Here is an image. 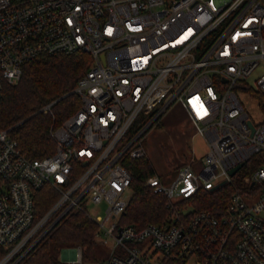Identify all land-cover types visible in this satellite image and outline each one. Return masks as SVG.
<instances>
[{
  "label": "built area",
  "instance_id": "obj_1",
  "mask_svg": "<svg viewBox=\"0 0 264 264\" xmlns=\"http://www.w3.org/2000/svg\"><path fill=\"white\" fill-rule=\"evenodd\" d=\"M79 50L92 61L73 88L78 109L52 129L54 151L29 157L0 130V264H16L88 202L105 203L102 214L86 211L107 251L100 264H264V112L256 97L263 117L253 121L239 97L264 93V0H0V89L39 55ZM174 102L206 142L198 170L191 157L168 182L146 178L170 209L163 224L119 225L131 194L124 162L145 154L144 132ZM257 153L242 180L258 190H233L223 207L185 219L174 207L232 182ZM44 184L59 196L36 216L33 191ZM72 248L67 261L87 264Z\"/></svg>",
  "mask_w": 264,
  "mask_h": 264
},
{
  "label": "trees",
  "instance_id": "obj_2",
  "mask_svg": "<svg viewBox=\"0 0 264 264\" xmlns=\"http://www.w3.org/2000/svg\"><path fill=\"white\" fill-rule=\"evenodd\" d=\"M92 59L84 51L39 55L22 66L19 80L10 84L2 82L0 89V130H7L16 140L21 151L34 158L49 155L54 151L52 129L75 112L80 99L73 91L77 79L88 69ZM259 105L264 112V93L256 92ZM50 104L49 110L43 107ZM143 145L144 142L142 141ZM259 154L247 160L233 176L232 182L216 188L200 187L193 195L174 204L180 208L185 219L194 211L221 208L231 191L247 188L258 190V185L244 183L243 175L259 164ZM132 174L131 194L128 203L118 219L119 225H133L140 228L148 223L163 224L170 213L166 199L145 184L147 177L155 170L145 155L126 159L124 162ZM58 191L50 184L33 191V209L36 216L45 213L58 198ZM57 213L49 218V223ZM98 227L85 210L70 209L31 247L16 264H61L60 251L63 248L80 246L85 263H101L107 251L95 240ZM4 249L0 246V256ZM171 264V261H168Z\"/></svg>",
  "mask_w": 264,
  "mask_h": 264
},
{
  "label": "rangeland",
  "instance_id": "obj_3",
  "mask_svg": "<svg viewBox=\"0 0 264 264\" xmlns=\"http://www.w3.org/2000/svg\"><path fill=\"white\" fill-rule=\"evenodd\" d=\"M239 97L252 120L255 122L261 120L263 116L257 106L256 96L253 93L247 94L241 91ZM142 141L144 155L149 158L155 170L154 174H157L164 182L170 181L178 167L188 163L191 157H195L196 160L191 164L192 168L198 170L196 167L199 166L200 159L206 151L204 138L196 131L192 121L178 102L170 104L158 120L147 128ZM85 207L90 216H95L103 213L105 203L88 202ZM261 215L264 216V209ZM72 255V247L62 249L59 254L61 264H72L66 260Z\"/></svg>",
  "mask_w": 264,
  "mask_h": 264
},
{
  "label": "water",
  "instance_id": "obj_4",
  "mask_svg": "<svg viewBox=\"0 0 264 264\" xmlns=\"http://www.w3.org/2000/svg\"><path fill=\"white\" fill-rule=\"evenodd\" d=\"M250 125H251V127H253L251 123H250ZM241 165H242V163H239V164L235 165L234 167L230 168V169H229V174H234V172H235V171H236ZM225 182H226V180H222V181L218 182L217 184H215L213 188H216V187H218V186L224 184ZM53 225H54V224H53ZM45 233H46V232H45Z\"/></svg>",
  "mask_w": 264,
  "mask_h": 264
},
{
  "label": "crops",
  "instance_id": "obj_5",
  "mask_svg": "<svg viewBox=\"0 0 264 264\" xmlns=\"http://www.w3.org/2000/svg\"><path fill=\"white\" fill-rule=\"evenodd\" d=\"M68 248V247H67ZM64 249V248H63ZM67 260V259H66Z\"/></svg>",
  "mask_w": 264,
  "mask_h": 264
}]
</instances>
